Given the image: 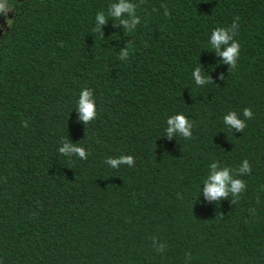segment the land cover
Instances as JSON below:
<instances>
[{
    "label": "trees",
    "instance_id": "obj_1",
    "mask_svg": "<svg viewBox=\"0 0 264 264\" xmlns=\"http://www.w3.org/2000/svg\"><path fill=\"white\" fill-rule=\"evenodd\" d=\"M8 1L0 264H264V0H128L140 17L132 32L108 14L119 0ZM236 17L230 69L210 37ZM196 67L211 83L195 84ZM84 88L97 112L86 125ZM245 108L253 116L243 131L224 124L231 111L245 119ZM176 114L192 122L191 139L166 135ZM62 139L87 159L60 154ZM121 155L133 166L105 162ZM245 159L252 171L237 177L246 183L239 201L208 200L209 165L236 170Z\"/></svg>",
    "mask_w": 264,
    "mask_h": 264
},
{
    "label": "clouds",
    "instance_id": "obj_2",
    "mask_svg": "<svg viewBox=\"0 0 264 264\" xmlns=\"http://www.w3.org/2000/svg\"><path fill=\"white\" fill-rule=\"evenodd\" d=\"M141 3H144V0H141ZM164 8V15L168 16L169 12L165 5H161ZM12 12V8L8 3V0H0V15L7 17L8 13ZM128 14L131 17V22L128 19H123L124 14ZM108 14L125 26L128 32H132L135 29L137 23L140 22V17L136 15V5L129 3L128 0H119L118 3L110 4L108 9ZM239 17L233 21V23L227 27H217L212 31L210 37V45L212 49H215L217 54L223 58V61L230 65V69H235L237 67V60L240 54V45L234 37L238 34V23ZM106 15L103 11L97 12L95 16V27L93 31L99 33L102 36L100 31V26L106 24ZM226 45V48L223 52L220 51V45ZM133 50V45L129 43L124 49L120 51L119 59L125 60L129 53ZM192 77H194L196 85H203L205 83H211L210 78L203 77L199 67H196L192 72ZM224 79L223 76L220 77ZM77 109L80 113V120L84 124H88L94 119H96V102L93 97V91L90 88H84L79 94V99L77 102ZM253 113L251 109H243V117L245 119L238 118V115L235 111L229 112L223 117L224 124L232 129L237 131H243L246 127L245 120L251 119ZM167 128L166 135L171 137L174 133H178L179 136L185 139L192 138V122L183 114H176L167 119ZM23 126L27 127V122H23ZM59 153L71 157L72 154H75L76 157L86 160L89 153L85 150L84 147L79 145L69 144L66 140L62 139V145L58 149ZM111 168L118 169L120 165H127L132 167L134 164V157L131 155H121L118 158L108 157L105 161ZM251 165L248 160L245 159L238 169L233 170L227 166H219L217 162H212L209 165V174L207 178L203 181L205 187L203 193L205 197L210 201H219L220 199H227L230 195L233 198L232 203L235 204L241 198V194L246 191V183L244 180L237 178L239 176L251 174ZM254 212V210H253ZM155 241V237H153ZM167 245H161L156 247L157 252H163ZM187 259L191 260L192 257L190 254H187Z\"/></svg>",
    "mask_w": 264,
    "mask_h": 264
},
{
    "label": "rangeland",
    "instance_id": "obj_3",
    "mask_svg": "<svg viewBox=\"0 0 264 264\" xmlns=\"http://www.w3.org/2000/svg\"><path fill=\"white\" fill-rule=\"evenodd\" d=\"M8 3H9V1H8ZM9 5H10V3H9ZM9 13H8L7 17L9 16ZM7 17H4L3 15H0V27H4L6 25V18Z\"/></svg>",
    "mask_w": 264,
    "mask_h": 264
}]
</instances>
